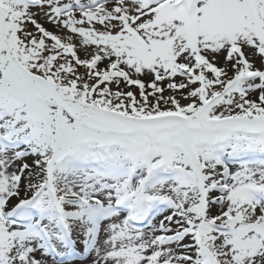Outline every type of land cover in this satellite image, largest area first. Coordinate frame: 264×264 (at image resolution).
I'll return each mask as SVG.
<instances>
[{"label":"snow or ice","instance_id":"6c2138e0","mask_svg":"<svg viewBox=\"0 0 264 264\" xmlns=\"http://www.w3.org/2000/svg\"><path fill=\"white\" fill-rule=\"evenodd\" d=\"M0 264H264V0H0Z\"/></svg>","mask_w":264,"mask_h":264}]
</instances>
